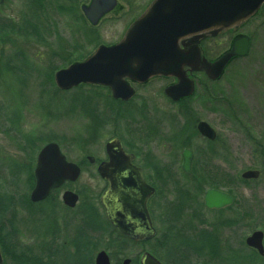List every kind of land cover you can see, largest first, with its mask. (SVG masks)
<instances>
[{"label":"rangeland","instance_id":"rangeland-1","mask_svg":"<svg viewBox=\"0 0 264 264\" xmlns=\"http://www.w3.org/2000/svg\"><path fill=\"white\" fill-rule=\"evenodd\" d=\"M88 1L41 0L40 7H37L34 0H5L0 5L2 21L18 23L23 14H34L36 21L33 22L38 27L37 39H25L17 34L0 36V197L11 199L12 205L5 218L13 216L14 226L20 229L19 242L31 244L38 238L48 243L52 235L44 233L47 227L43 226L46 224L44 216H38L40 209H23L22 203L28 200L34 183L27 174L12 178L9 169H15L16 165L28 167L32 161L33 170L36 153L47 142H56L67 160L74 163H84L89 155L103 159L105 143L119 138L136 155V163L143 167L145 176L157 190L149 205L156 234L151 241L141 245L130 239L117 241L116 238L121 237L113 231L102 236L87 230L95 246L92 259L99 250H104L112 264H122L126 258L132 261L143 251H149L164 264H251L246 257L264 264V256L244 243L245 237L255 230L264 234V171L259 178L249 179L246 183L238 180L247 169H264V154H260L259 146L246 137L249 133L256 141L264 143V6L258 16L239 30L251 37L249 53L230 63L217 81L197 75L196 92L186 104L193 114L183 121L182 105L171 102L163 92L172 83L168 77L133 85L135 95L127 103L112 101L109 91L99 86L84 85L66 91L57 89L54 83L57 69L64 67L67 59L87 56L98 43L118 42L132 23L131 20L127 26L129 18L124 15L127 8L132 6L136 10L146 0H117L115 10L95 27L80 15V6ZM71 6L70 12L63 11ZM223 44L213 49L210 55L220 56L226 48ZM17 52L23 55L18 66L24 72L16 71L7 76L3 67L8 62L10 66L16 65L13 56ZM210 98L236 102L240 105H233L239 112L233 113L224 103H216L218 112H210ZM77 99H86L87 105L83 109L74 107ZM113 106L114 109L122 107L119 116L108 111V107ZM194 116L207 121L218 134L212 160L204 141L196 131L190 130ZM160 124L163 128L159 135L150 137L152 132L148 128ZM179 135L183 144L179 143ZM27 138L35 139V144L28 148L25 147ZM183 145L195 155L189 173H184L180 166ZM202 168L210 174L207 179L203 182L191 180ZM225 173L234 181L229 183ZM210 177L215 182L221 177L222 183H229L215 188L235 197L234 205L222 213L208 211L203 206L202 191L211 186ZM102 187L103 182L95 167L85 165L70 189L81 192L80 200L83 203L89 201L102 214L98 206ZM182 188L188 193L189 200L178 194L179 191L184 193ZM61 194L62 191L58 195ZM58 205L54 215L59 224L52 240L57 247L56 264L63 260L59 254L65 257L75 251L71 242L82 229L79 209L69 213L64 211L60 201ZM47 220L50 222L49 217ZM228 221L234 224L224 225L220 231L222 262L203 259L181 246L170 249L162 243L174 235L178 240L170 239L169 244L175 245L180 242V237H191L204 225ZM110 242H114L113 245L118 243L117 248L111 250ZM235 254L245 258L237 259Z\"/></svg>","mask_w":264,"mask_h":264},{"label":"water","instance_id":"water-1","mask_svg":"<svg viewBox=\"0 0 264 264\" xmlns=\"http://www.w3.org/2000/svg\"><path fill=\"white\" fill-rule=\"evenodd\" d=\"M4 0H0V4ZM264 0H154L143 14L126 30L122 39L112 46H99L89 57L75 62L54 73L58 89L68 90L81 83L98 84L110 88L113 98L128 100L133 89L126 78L144 83L155 76L175 77L177 82L164 88L165 95L172 101L190 96L194 91L193 81L184 73L183 65L193 68L201 65L210 80H216L225 66L235 57L244 56L248 51V38L234 39L231 48L215 59L200 60L197 50L182 52L178 41L187 35L208 29L236 27L253 15ZM116 0H91L83 7L87 19L95 25L100 17L112 10ZM197 131L209 140L216 138L215 130L205 121H199ZM107 161L98 166V171L108 181V188L101 197L105 216L114 229L134 241H146L155 234L147 208L149 198L154 194L141 168L133 164L134 156L125 152L118 138L105 144ZM90 162L92 156L87 157ZM191 150L182 151L181 168L191 169ZM80 168L68 162L55 142L45 144L37 154L33 170L35 179L29 199L38 202L45 199L50 191L65 181H75ZM256 169L245 170L242 179H257ZM78 195L70 190L62 194L65 205L73 207ZM204 205L220 209L231 205L234 197L229 192L208 188L203 195ZM264 234L260 230L246 236L244 243L260 256L264 255ZM126 258L122 264H129ZM140 264H162L147 251L142 252ZM94 264H111L108 254L100 250L95 254Z\"/></svg>","mask_w":264,"mask_h":264},{"label":"flooded vegetation","instance_id":"flooded-vegetation-1","mask_svg":"<svg viewBox=\"0 0 264 264\" xmlns=\"http://www.w3.org/2000/svg\"><path fill=\"white\" fill-rule=\"evenodd\" d=\"M152 2H153V0H146L140 7L138 6V8L136 10L133 9L132 6L128 7L126 12L124 13L125 17L129 18L128 22H127V26L129 25L128 23L131 20L133 22L138 17H140L143 14V12L148 8V6ZM90 3H91V0H89L87 4H82L79 9H80V15H83L82 17H84L85 20L90 24V26H93V27L98 26L100 24V22L103 19H105V17L108 14L113 12L115 10V8L117 7V0H116V4H115L114 8L112 10L104 13L100 17V19L97 21V23L95 25H92L90 23V21L87 19V17L85 16L84 11H83V7H88L90 5ZM137 4H139V1H137ZM263 6H264V4H262L259 7V9L251 17H249L247 20H245L244 22H242L241 24H239L236 27H231V28H226V29H220V28L208 29V30L200 31V32H198L196 34H191V35H187V36L182 37L178 41L179 50L184 52V53L197 50L198 53H200V60H202V58H204L207 62H213L215 59H217L219 57V55H215V56L212 57V55H210V54H211L213 49L218 48V45H220V44L224 45L223 43H225L226 48L222 52V54H223V53H225L226 51H228L231 48L234 39H236V38H238L240 36H246L248 38V51L246 53V55H247L249 53V50H250L251 37L248 34L240 32L239 30L244 25H247L249 22H251V20L253 18L258 16L261 13V11H262V7ZM66 9L68 10V11L66 10V12H70L72 10V6H71V9L69 7H66ZM115 43H117V42L108 43V44L98 43V44H96L94 50L100 45L110 46V45H114ZM91 53L92 52H90L87 56L91 55ZM222 54H220V56ZM87 56H84L81 59L72 60L71 63H68L64 67H61V68H65V67L71 65L72 63L82 61V60L86 59ZM238 58H240V57L233 58L225 66L222 74L216 80H210L207 77L206 72H205L204 68L201 65L195 66L193 68L192 66H190L188 64H185V65H183V71L193 81L194 87L196 88L198 80H199L198 79L199 76H197L198 74L206 77L210 81H217V80H219L222 77L223 73L225 72V70L229 66V64L232 63L234 60H236ZM155 78H157V77H155ZM163 78H165V77H163ZM169 78L172 79V83H170V84L176 83L177 79L175 77H169ZM152 79H154V78H151V79L147 80L144 83H138V82H135V81H132V80L126 78V82L133 89V96H134L135 95V90H134L133 85L137 86V85L147 84ZM130 83L132 84V86H131ZM92 86H99V87H103V88L107 89L109 91V95H111L110 97L112 98V101H115V102H118V103H127L133 97L132 96L128 100H122L120 98L115 99V98H113L111 90H110L109 87L101 86V85H92ZM163 92H164V90H163ZM195 92H196V89H195ZM195 92H194V94H195ZM190 97H185V98H182V99H180L178 101H172L170 98L167 97L171 102L182 105L181 108L183 110H182L181 116L183 118V121H184V118L188 119L193 114L192 111H191V108L188 105H186L187 102L190 100ZM209 100H210L209 103H212V107H208V110L210 112H215V113L218 112L217 107H216V103H217V105H218V103H224V105H227V107L230 110H232L233 113L237 114V112H239V111H236V108L233 105V104L240 105V104H238L236 102H230L227 99H215L213 101L212 98H210ZM218 101H220V102H218ZM199 108H200V104H199ZM13 120H15V118H13ZM199 121H204V120L196 119L195 116H194V125L193 126H194L195 131L201 137V139L204 141L206 146L211 143L213 148H214V145L218 142V134H217V132L215 131L216 132V138L214 140H209L206 137L202 136L197 131V128H196V125H197V123ZM205 122H207V121H205ZM162 128H163L162 124L158 125V127H154L153 125H151L148 128L152 132V135L150 137H155L156 138L159 135L158 133L161 132ZM246 137L255 146H257V147L261 146L260 148L258 147V149H259L258 152L260 154H264V143L262 141H260V142L256 141L255 138H253V135H251L249 133L246 134ZM120 142H121V140H120ZM121 144H122V148H123V150L125 152H127L129 154H132L134 156L133 164L141 168L142 175H143V178H144L145 182L155 189L154 194L149 198L148 203H147L148 211H149V214H150V217H151V220H152V225L154 227L153 219H152V215H151V208L149 207V205H150V201L156 195L157 190L154 187V185L152 184V182L149 179H147V177L145 176V172H144L143 167L136 163V155L133 152H131L128 148H126L125 145H123L122 142H121ZM184 149H189V147H186L185 145H183L182 146V151ZM189 150H191V149H189ZM104 151H105V147H104ZM182 151H181V163H182ZM191 152L193 154L192 164H191V169L187 173H189L192 170L193 162L195 161V155H194L192 150H191ZM37 153H36V156L34 158L33 169H34V167L36 165ZM87 157L88 156L85 157L84 163H76V164L80 168V174L83 171V168H84L85 165H89V166L95 167L96 173L98 174V176L100 177L101 181L103 182V187H102V189H101V191H100V193L98 195V206L100 207V209L102 211V214L105 217V209H104V206L102 204L101 197H102L103 193L108 188V181L101 176V174L98 171V166L100 164H103V163H105L107 161V156H106V153H105V158H103V159H97L94 156H92L93 157V161L92 162H90ZM29 166H32V161L28 165V167ZM180 166H181V164H180ZM259 171H260V174L262 175V172L264 171V169L261 167ZM76 181H65L60 187H58V188H56L54 190H51V192L49 193V195L45 199L33 203L35 208H37L38 210L40 209L39 211L41 213L38 214V216L43 215L44 216L43 218L45 219L44 223L45 222H46V224L49 223L48 227L45 226L46 224L43 225V226L47 227V228H45V232L44 233H46V234L50 233L52 235V236H50L51 240L49 239L50 241L48 243H44V242L38 240V238L36 239V241L34 243H31V244L24 243V242L23 243L19 242L18 236L20 234V229L16 228L15 226L10 225V223H14L13 219H12L13 218L12 215L9 216L8 219L5 218V217H7L6 213L8 212V208H6L7 203H6V201L2 202L1 200H3L2 199L3 197H0V201L2 202V204L0 205V264H56L57 247L54 245L52 240L54 239L53 238V234L57 230V224H59L56 214L54 215V211L57 208L58 201L61 202V204L63 206L62 208L64 209V211H69V213H72L74 210L79 209V216H81L79 218L81 219V224H82L81 227L82 228H84V224H83V221H82L83 220L82 219L83 218L82 217L83 213L86 212V210H88L89 207H90L89 201L86 202V203H83L80 200L81 192H79V191L75 192L78 195V200H77L76 204L73 207H69V206L65 205L63 203V201H62V194H61V196L58 195L60 191H62V193L64 191H66V190L72 191L70 188L73 185V183H75ZM204 191H203V195H204ZM58 206H60V205H58ZM203 206H204V208L206 210L211 211V212H218V210H221V209H222V211L226 210V207L221 208V209H215V208L209 209V208H207L204 205V200H203ZM23 209L26 210V211H30V210H28L26 208H23ZM45 209H48L46 212L49 213V216H50V218H49L50 220L49 221L50 222H48V220H47L48 216L43 213L45 211ZM38 216H36V217H38ZM153 238H151V239H149L147 241L149 242ZM151 254L153 256H155L162 264H164L154 252L151 253Z\"/></svg>","mask_w":264,"mask_h":264},{"label":"trees","instance_id":"trees-1","mask_svg":"<svg viewBox=\"0 0 264 264\" xmlns=\"http://www.w3.org/2000/svg\"><path fill=\"white\" fill-rule=\"evenodd\" d=\"M33 3H35L34 5H36L37 7H40L41 0H34ZM63 9H64L63 11L66 12L67 9L66 8H63ZM20 20H21L20 22L16 23L15 21L6 22V21H2L0 19V36L5 35V34H17V35L21 36L22 38L24 37L25 39H29V38L37 39L38 27H37V24L35 22H33V21H36L34 18V14L28 15L25 13V14H23V17L20 18ZM22 57H23V55L21 54V52L15 53V56H13V58H15L17 61L16 65L10 66L9 62L7 64H5L3 67V70H2L4 72V74L7 76L11 74V76H12V74H15L16 71L17 72H20V71L24 72V69H21V66H18L19 62L22 61L21 60ZM68 60L69 59H67V61H66L67 64L71 63L72 60H69V61ZM73 60H75V59H73ZM82 86H84V84H81V85L77 86L76 88H81ZM86 86H88V85H86ZM89 86H92V85H89ZM75 102L77 104L74 103V105H75L74 107L79 106L80 108L82 107V109H83L84 106L87 105L86 99H81V100L77 99ZM121 108L116 106L114 109V106H113V108L110 109L108 107V111H110V113H112L113 115L119 116L120 112H122ZM93 119L96 123L99 122L97 117H94ZM193 125H194V122L191 123V126H190V130H192V132L195 131ZM178 133L179 132H177L176 134H178ZM27 139H25V141H26L25 144L27 145V146H25L26 148L31 147L32 145L35 144V139H30V138H27ZM179 139H180L179 143L183 144L184 142L182 141L180 135H179ZM207 147H208V150L210 151V152H208L210 154L209 159L212 160V157L214 154V148H213L211 143L208 144ZM214 169L217 170L218 167H216L214 165ZM9 173H10L11 177L15 178V179L21 174H27L30 181L34 182V179L32 176L31 166H29V167L25 166L24 167V166L16 165L15 169H13V170L9 169ZM209 175H210L209 172L207 173L206 170L202 168L197 173V175L194 176L191 180H194V182H196V181L203 182V181H205V179H207L206 177H208ZM225 177H226V180H227V178L229 179L228 180L229 183L234 181L233 177H228V174H226V173H225ZM219 178L221 179V177H219ZM220 179H218L215 182V179L213 177L212 178L210 177V180H211L209 182L210 183L209 185H211L210 187H220V186H225V185L228 186L229 185V183H222ZM235 180H237V179H235ZM238 180H240V182H243V183H246V181H247V180H243L241 178H238ZM182 190L184 191V193L181 194L179 191L178 194L181 195L185 200L186 199L189 200L188 195H187L188 193L183 188H182ZM200 191H202V188ZM183 198H182V200L184 201ZM2 199H3V200H1L2 202L6 201V203H7L6 208H9V206L12 205L11 199L9 197L3 196ZM1 201H0V205L2 204ZM24 203L25 202L22 203L24 205L23 206L24 208H26L30 211H31V209H33L34 205L29 200H27L25 204ZM232 205H234V204H232ZM232 205L226 207V209H230L232 207ZM218 212L222 213V209L218 210ZM44 213H45V215H47L50 218L48 212L44 211ZM82 217H83L82 221L84 224V228L78 230V232L76 234V238L71 242L75 251L73 253H71L70 255H67L65 257H60L59 256L60 254H59L58 257L63 258L62 263H60V264H93L92 253H93L95 246H94V243L91 241L92 238H90L88 236V234L86 233L87 230H89L91 233H99L102 236L107 235L111 231L116 233V231L106 221L104 216L99 214L97 208L94 207L93 204H91L89 209L83 213ZM233 224L234 223H231L228 221L226 223L221 222V223L214 224V225L213 224H210L208 226L204 225L202 228H200L199 231L195 232L191 237L190 236L184 237V238L180 237V242L176 243L175 245L169 244L170 239H173L174 241L178 240L177 237H173L174 235L169 237L167 240L164 239L162 243L166 244L167 247H169L170 249H172V248L178 249L181 246V247H184L185 249H187L188 252H190L194 255H199V256L203 257V259L211 258L213 260L215 259L216 261L222 262L224 260V258L220 254V252H222V240H221L220 231L222 229V226L225 225L226 227H228V226H231ZM10 225L14 226V223H10ZM45 226L48 227L49 223L46 224ZM116 234H117V236L121 237V238H118L116 236L117 241H119V240L128 241V239L126 237H124L118 233H116ZM133 243H135V242H133ZM145 243H147V242L135 243V244H141L142 245ZM109 244H111V246H110L111 250L117 248L116 245H118V243L113 245L114 242H110ZM254 254H256V253H254ZM256 256L258 259H260V257L257 254H256ZM235 257L237 259L238 258L240 259V257H244V256L240 255V254H235ZM246 258L251 260V264H257L253 260V257H252V259H250L251 257H246ZM130 264H138V258L136 257L134 260L131 261Z\"/></svg>","mask_w":264,"mask_h":264}]
</instances>
